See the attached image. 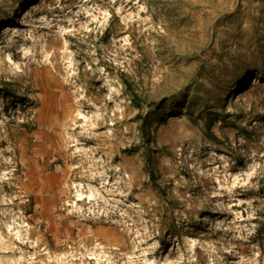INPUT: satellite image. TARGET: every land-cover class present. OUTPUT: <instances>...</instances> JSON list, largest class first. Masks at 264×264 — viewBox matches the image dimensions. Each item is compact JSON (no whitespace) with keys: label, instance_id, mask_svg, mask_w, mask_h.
I'll return each mask as SVG.
<instances>
[{"label":"rangeland","instance_id":"374dc122","mask_svg":"<svg viewBox=\"0 0 264 264\" xmlns=\"http://www.w3.org/2000/svg\"><path fill=\"white\" fill-rule=\"evenodd\" d=\"M0 264H264V0H0Z\"/></svg>","mask_w":264,"mask_h":264},{"label":"crops","instance_id":"0c3cea01","mask_svg":"<svg viewBox=\"0 0 264 264\" xmlns=\"http://www.w3.org/2000/svg\"><path fill=\"white\" fill-rule=\"evenodd\" d=\"M28 173L32 182L33 198L40 205L41 212L49 216L60 202L59 176L36 165L30 166Z\"/></svg>","mask_w":264,"mask_h":264},{"label":"bare ground","instance_id":"6f19581e","mask_svg":"<svg viewBox=\"0 0 264 264\" xmlns=\"http://www.w3.org/2000/svg\"><path fill=\"white\" fill-rule=\"evenodd\" d=\"M93 194L92 195H90V200H92L93 199ZM84 199V196H83V194H79V200H83Z\"/></svg>","mask_w":264,"mask_h":264}]
</instances>
